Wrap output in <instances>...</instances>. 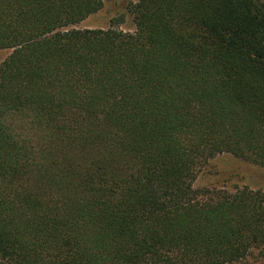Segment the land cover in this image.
Here are the masks:
<instances>
[{
  "label": "trees",
  "instance_id": "trees-1",
  "mask_svg": "<svg viewBox=\"0 0 264 264\" xmlns=\"http://www.w3.org/2000/svg\"><path fill=\"white\" fill-rule=\"evenodd\" d=\"M101 7L0 0V259L247 258L264 194L194 182L223 154L264 168V1L138 0L133 32L74 28Z\"/></svg>",
  "mask_w": 264,
  "mask_h": 264
},
{
  "label": "rangeland",
  "instance_id": "rangeland-1",
  "mask_svg": "<svg viewBox=\"0 0 264 264\" xmlns=\"http://www.w3.org/2000/svg\"><path fill=\"white\" fill-rule=\"evenodd\" d=\"M137 1L101 0V9L76 24L74 28H113L125 32H133L135 23L133 16L128 10ZM11 51L0 49V65L10 55ZM194 186L198 189L221 190L229 194L248 186L264 194V168L247 163L229 154L219 155L212 159L201 171L194 182ZM0 264L8 263L0 259ZM233 264H264V246L253 248L247 258Z\"/></svg>",
  "mask_w": 264,
  "mask_h": 264
}]
</instances>
